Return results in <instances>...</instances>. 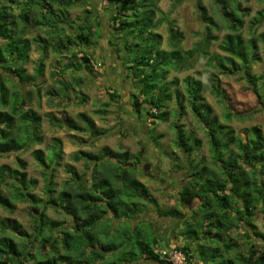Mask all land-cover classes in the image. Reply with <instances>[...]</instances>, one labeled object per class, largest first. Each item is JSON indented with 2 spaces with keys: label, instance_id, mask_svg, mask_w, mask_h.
Returning a JSON list of instances; mask_svg holds the SVG:
<instances>
[{
  "label": "trees",
  "instance_id": "16d2710c",
  "mask_svg": "<svg viewBox=\"0 0 264 264\" xmlns=\"http://www.w3.org/2000/svg\"><path fill=\"white\" fill-rule=\"evenodd\" d=\"M82 1L90 3L91 0H6L7 5L0 6V39L3 43H7L6 47L10 53L8 55L3 54L2 48H0V67L7 66L9 56H14V59L12 58L10 61H22L24 64L28 61L30 41L17 38L16 42L11 29L12 21L14 22L16 17L10 9L12 8L10 4H19L22 5L20 11L23 14L18 19L23 24L28 26L45 24L49 28L60 29L59 34L61 36L57 37L59 40L56 42L49 43L39 39L40 44L38 43V46L42 51V57L49 49L60 57H66L65 54L70 53L71 57L76 59L81 54L78 60L86 64V67L82 68L92 71L91 58L86 51L82 50L84 47L90 46L91 43L92 28L87 23V19L92 16V12L86 10L88 15L85 19L82 20L81 18L76 23L68 19V10L83 6ZM112 1L116 5L115 13L109 18L112 30L120 34L136 32L135 41L126 43L124 46L128 54L127 57L130 58L126 62V66H129L125 67V70L129 69L131 76L127 74V77H132V81L136 84V93L131 96V108L134 111H141V105L146 104L145 114H148L153 121L165 122L167 113L164 110L166 104L171 100V90L166 87L169 66L173 64L171 67L187 69L191 66L187 64L193 57L192 53L186 52L187 57L184 58L179 51H172L168 54L162 53L159 60H152L150 57L152 50L146 49L145 46L152 36L151 33L147 32L153 27L159 0ZM215 4L225 18L228 33L222 37L219 46L226 56L222 58L211 57L215 60L213 67L218 74L239 73L241 79L248 84V89L253 93L257 104L261 107L260 110L264 111V101L256 86L260 78L252 74V67L258 59V42L264 49V30L259 34L256 31L257 28L264 25V8L257 11L256 15L247 21L248 32L251 36L249 40H246L241 31L244 28L245 17L249 15V9L241 11V5L237 2L234 5L235 8L229 9L225 0H215ZM197 5L200 12L205 14V8L200 0H198ZM35 6H39L43 14L40 19L31 23L29 12ZM128 12L132 14V19L128 17ZM204 20L207 22L204 41L207 43L217 41L218 38L213 35L212 30H218V27L212 19L204 16ZM98 25L96 23V26ZM67 28L74 33L72 35L66 34L64 31ZM251 29L253 31L250 32ZM170 30L173 32L172 27ZM175 37L181 38V34L177 32ZM171 39H174V35ZM20 43L23 44L21 50H18ZM141 49L144 50V56L138 55ZM201 49L202 47L195 48L193 54H199ZM71 66H73L75 73L83 70L79 69L76 64H71ZM43 68L44 60L41 58L36 68L37 78L43 76ZM6 69L9 70L11 77L15 75L19 84H23L29 79L23 67L17 69L8 66ZM159 69L162 70L161 73H158ZM62 70L68 71L69 67ZM211 83V93L228 104L226 93L219 86L216 75H213ZM204 89L205 86L200 81L192 78L185 81L184 94L188 100V106L193 115L197 116L207 129L209 150L213 160V168L216 170L207 166L202 160L190 159L200 147V141L194 139L193 144L190 145L189 138L178 128L176 142L181 151L183 150L185 164L187 163V166L183 165L181 168L187 170L184 173L185 179L182 180L177 197L180 199L181 205H184L185 208L188 207V212L184 214L176 208L170 207L158 211V215L162 218H172L181 222L180 236L184 241L181 246L175 247V249L186 256L188 264H192L195 259L198 262L195 264H224V258L230 257L231 252L234 251L231 245L235 241L231 235L233 229L242 232L236 231L237 233H235L237 235L240 233L239 236L242 237L244 246H247V255L230 257L225 262H229V264H264V246L256 245L250 235L240 228L242 222L249 228L257 242L264 241V233L259 232L253 224L255 212L259 211L264 219V137L259 127H252L249 129L250 138L243 143L235 136L232 129L221 126L211 107L202 96ZM67 90L66 87L64 92ZM110 90L109 99L111 102H115L117 98H120V95L114 88ZM48 94L55 97L59 96L57 92ZM174 96L177 99L183 98V95L178 91ZM7 97L8 90L3 83H0V101L4 105L7 103ZM63 98H66L64 94ZM182 101L178 100L177 103L181 110L177 112L178 119L183 115ZM25 104L26 101L24 103L22 99L20 105L23 107ZM15 105L11 113L0 111V155L11 152L22 153L27 151L32 144H39L42 141L38 133L40 117L32 110L19 114L17 112L20 108L17 106L18 104ZM104 106L107 107L109 104L106 103ZM226 110L225 117L228 120L232 117V113L228 107ZM99 114H105V112L99 111ZM17 115L18 120L15 119ZM78 117L86 123L89 131H95L91 119L84 114H80ZM18 122L21 125L24 124L25 128H17ZM58 122H62L61 124H65L69 128L74 125V122L69 118H64ZM18 130H23L21 138H18ZM95 134L98 133L95 132ZM159 137L158 135L156 139ZM233 145L237 149L236 155L231 149ZM41 154L40 150L33 152L34 159L43 167L44 176L48 180L51 171L59 166L60 150L53 154L54 159L49 163L45 162ZM81 154L85 156L84 158L89 164L90 177L83 179L73 170L68 169L69 180L64 183L56 201L50 200L59 207L58 213L65 218H70L72 224L67 228L56 225L48 230L47 244H43L42 247L48 248L52 255L37 264H170L161 259L156 252L158 248L155 238H152L156 249L153 250L144 243L147 238L138 232V236L133 242L138 246V250L135 251L132 244L130 247L127 248L126 245L124 248L125 245L123 244L114 245L116 243L113 244L111 241L109 243L100 241L94 231L98 226L106 223L113 224L118 220L124 224H130V220L135 221L145 212L147 203L152 205V208L156 207L149 190L135 175V166L139 163L140 157L125 152H114L108 147L100 149L98 153ZM16 160L19 168L24 169L25 163L19 157ZM242 166L252 170L249 173V178L243 176ZM7 171L12 180L10 183L13 189L11 198L16 202H28L31 205L38 235H41L45 230L44 207L42 209L44 203L41 204L42 201L31 194L34 182H28L24 171L10 169ZM173 171L180 172L179 166L174 165ZM47 185V192L49 194L54 193L52 183L48 181ZM194 201H198L196 208L191 206ZM40 205L41 210H39ZM234 206L235 208L232 209ZM0 207L9 212L13 210L9 199L1 194ZM1 222L4 229L6 228L8 231L16 232L19 228L16 224L8 225L7 219H3ZM65 222H67L66 219ZM143 222L137 223V225H142L140 229H145ZM137 225L132 226L135 231L139 230L136 228ZM112 236L114 235L112 234ZM58 243L61 244L63 253L58 250L56 246ZM191 244L195 245L194 252L191 249ZM97 246L100 247L99 250L95 249ZM24 254L26 251L25 253L17 251L10 238L2 239L0 264L19 263L20 257ZM106 254L111 255V257L107 259ZM219 256L222 259H219ZM142 260H146L148 263H141Z\"/></svg>",
  "mask_w": 264,
  "mask_h": 264
},
{
  "label": "rangeland",
  "instance_id": "374dc122",
  "mask_svg": "<svg viewBox=\"0 0 264 264\" xmlns=\"http://www.w3.org/2000/svg\"><path fill=\"white\" fill-rule=\"evenodd\" d=\"M200 1L205 8V14L200 12L197 5L198 0H159L153 27L147 32L151 33L152 36L145 47L152 50L150 55L152 60H159L162 53L168 54L172 51H179L184 58L187 57L186 52L192 53L193 56L187 64L191 66L185 70L179 67H171L173 64L169 66L166 87L171 90V100L166 104L164 110L167 113L165 122L153 121L148 114H145L146 104L141 105V111H134L131 108V96L136 93V84L132 81V77H127V74L131 76L129 69L125 70V67L129 66H126V62L130 58L127 57L128 54L124 46L126 43L135 41L136 32L120 34L112 30L109 18L115 13V2L112 0H91L90 3L82 1L83 6L68 10L69 21L75 23L81 18L82 20L85 19L88 15L85 12L86 10L92 12V16L87 19V23L92 28L91 43L90 46L82 49L91 58L92 71L82 68L86 67V64L78 60L81 54L76 59H73L70 53H66V57H60L49 49L42 57V51L38 46L39 39L49 43L56 42L59 40L57 37L61 36L59 34L60 29L55 30L45 24H41V26L23 24L18 19L23 14L20 11L22 5L10 4V7H12L10 9L16 17L11 25L16 38L14 40L17 42V38L26 39L30 41L31 46L27 63L24 64L22 61L17 60H14L15 62L10 61V59H14V56H9L7 66L0 67V83H3L8 90L7 103L4 105L0 101V111L11 113L16 106L15 104H18L17 106L20 108L17 112L19 114L27 110L34 111L40 117L38 133L42 138L39 144H32L25 152H11L0 155V194L9 199L13 207L12 212L0 207V245L2 239L10 238L17 251L22 253L26 251V254L20 257V264H37L39 261H43L44 258H50L51 251L42 247L43 244H47L48 230L56 225L67 228L72 224L70 218H65L58 213L59 207L50 200L56 201V197L63 189L64 183L69 180L68 169L73 170L83 179L90 177L89 164L81 153H98L104 147H108L114 152H125L140 157L139 163L135 166V175L149 190L156 207L152 208V205L147 203L148 206H146L145 212L135 221L130 220V224H124L121 220H118L113 224L106 223L98 226L94 230L96 237L106 243L111 241L113 244L116 243L114 245L123 244L125 245L124 248H126V245L127 248L130 247V244H132L136 251L138 246L133 242L138 236L137 233L141 232L143 237L147 238L144 243L153 250L156 249L152 238L156 239L158 250L175 249L167 247L162 239L169 236L172 230H175L176 235H180L181 222L172 218L159 217L158 211L172 207L184 214L188 212V207L185 208L184 205H181V201L177 197L182 180L185 179L184 173L187 170L181 168L183 165L187 166V163L185 164L183 150L181 151L176 142L178 128L189 138L190 145L193 144L194 139L200 141V147L190 159L202 160L207 166L213 168V160L206 135L207 129L200 119L191 112L184 94L185 81L188 78L200 81L205 86L202 96L211 107L221 126L232 129L235 136L243 143L250 138L249 129L252 127H259L264 137V111L260 110L261 107L257 104L253 93L248 89V84L241 79L239 73L230 74L226 72L218 74L213 67L215 60L211 57L222 58L226 56L219 46L222 37L228 33V30L225 18L219 12L215 0ZM225 1L229 9H233L236 2L240 3L241 11L249 9V15L245 17L244 28L241 31L244 39L249 40L251 34L248 32L247 21L253 18L257 11L264 8V0ZM1 5L6 6V0H0ZM42 14L43 12H41L39 6L31 9L29 12L31 23L35 22L36 19H40ZM204 16L212 19L218 27V30H212L213 35L218 38L217 41L208 43L204 41L207 23ZM128 17L133 18L130 12H128ZM96 23L99 25L96 26ZM170 27H172L173 32H171ZM263 30L264 25L257 28V34ZM64 32L71 35L74 33L69 28ZM177 32L181 34V38L175 37ZM173 35L174 39H171ZM22 44H19L18 50H21ZM6 45L7 43H3L0 39L1 51L3 54L8 55L10 51H8ZM198 47H202L199 54H193L195 48ZM80 48L82 47L80 46ZM138 55L144 56V50L141 49ZM41 58L44 60L43 76L37 78L36 68ZM71 64H76L79 69L83 70L75 73ZM8 66L17 69L23 67L29 79L25 83L19 84L15 75V78L10 76L9 70L6 69ZM65 67H69V70L63 71L62 69ZM161 71L159 69L158 73H161ZM252 74L260 78L256 86L264 101V49L259 42L258 59L252 67ZM213 75L217 76L219 86L225 91L228 104L211 93L210 85L212 84ZM66 87L68 90L64 92ZM111 88H114L117 94L120 95V98H117L115 102H111L108 96L111 93ZM176 91L182 94L183 98L179 97L177 99L174 96ZM53 92H57L59 96L55 97L48 94ZM63 94L66 98H63ZM22 99L24 103L26 101L23 107L20 105ZM178 100H183V115L180 119L177 118V112L181 111L177 105ZM106 103L109 106H104ZM226 107L232 113V117L228 120L225 117L227 114ZM99 111H104L105 114H99ZM80 114H84L91 119L95 131L88 130L86 123L79 119L78 115ZM15 117L18 120V115ZM64 118L71 119L74 125L69 128L65 124H61L62 122H58ZM18 127L24 129L25 125L18 122ZM95 132L98 134H95ZM17 134L18 138H21L23 130H18ZM158 135L160 137L156 139ZM231 149L236 155L235 145L231 146ZM35 150L41 151L46 163L52 161L54 159L53 154L60 150L59 166L51 171L48 180L44 176L45 170L34 159L33 152ZM17 157L25 163L24 169L19 168ZM237 160L239 159L237 158ZM174 165L179 166L180 172L173 171ZM9 169L24 171L28 182H34L31 194L36 199L41 200V204H45L42 206L45 212V230L41 235H38L31 205L28 202H16L11 198L13 189L10 186L12 180L8 175L7 170ZM242 169L243 176L249 178V173L252 170L246 166H242ZM48 181L52 183L54 193L49 194L47 192L48 185L46 186V183ZM191 206L196 208L198 201H194ZM234 208L235 206L232 207V209ZM39 210H41V205ZM230 216H232V213H230ZM3 219L8 220V225H18V230L12 232L6 228L4 229L1 222ZM65 219L67 222H65ZM253 219V224L258 231L264 233L262 214L259 211L255 212ZM141 221H144L145 229H140L141 224L137 225ZM120 223L123 224L120 226ZM135 225L139 230L135 231L132 228ZM240 228L250 235L256 245L264 246V241L257 242V239L244 223L241 222ZM237 230L233 229L231 231L235 241L231 244L234 251L231 252L230 257L247 255V246H244L243 239L239 236L242 232ZM236 231L240 232L239 235L236 234ZM170 238L172 239V237ZM56 246L61 253L64 252L60 243ZM95 249L99 250L100 247L97 246ZM191 249L193 252L195 251L194 244H191ZM106 257L109 259L111 255L106 254ZM230 257L226 256L225 261H228ZM220 258L221 256H219ZM196 260H193L194 264L198 263ZM225 261L224 264H229ZM141 263L148 262L142 260Z\"/></svg>",
  "mask_w": 264,
  "mask_h": 264
},
{
  "label": "built area",
  "instance_id": "2783aa9c",
  "mask_svg": "<svg viewBox=\"0 0 264 264\" xmlns=\"http://www.w3.org/2000/svg\"><path fill=\"white\" fill-rule=\"evenodd\" d=\"M160 258L170 264H188L186 256L176 249L158 250L156 251Z\"/></svg>",
  "mask_w": 264,
  "mask_h": 264
},
{
  "label": "crops",
  "instance_id": "0c3cea01",
  "mask_svg": "<svg viewBox=\"0 0 264 264\" xmlns=\"http://www.w3.org/2000/svg\"><path fill=\"white\" fill-rule=\"evenodd\" d=\"M169 231H170V230H169ZM174 231H175V230H172V231L170 232V235H169V236H167L166 238H163V239H162V242H163L167 247H169V248H175L176 245H177V247H178V246H181V245L183 244V241H184V240H182L181 236H180V235H176V234L174 233ZM170 237H172V239H171ZM168 241H169V242H168ZM171 243H173V244H171ZM192 264H194V263H192Z\"/></svg>",
  "mask_w": 264,
  "mask_h": 264
}]
</instances>
